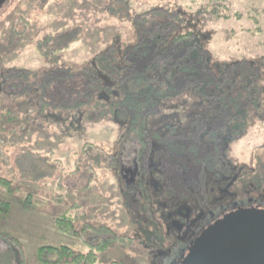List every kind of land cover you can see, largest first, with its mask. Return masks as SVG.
Listing matches in <instances>:
<instances>
[{
  "label": "rangeland",
  "instance_id": "1",
  "mask_svg": "<svg viewBox=\"0 0 264 264\" xmlns=\"http://www.w3.org/2000/svg\"><path fill=\"white\" fill-rule=\"evenodd\" d=\"M155 12L160 15L154 17ZM171 18L181 20L179 31L191 30L199 36L197 62L201 64L207 54L210 65L226 67L223 79L230 73L234 76V84L217 85L216 91L228 105L225 120L236 116L235 126L240 127L227 154L233 163L243 165L249 178L259 179L264 186V0H7L0 8V198L9 208L0 209V233L15 237L22 255L14 251L13 242L7 245L0 237V264H40L37 247L74 242L55 225L61 213L80 215L78 226L81 221L104 224L125 236L104 250L102 264H149L143 249L145 235L142 243L134 240L136 231L129 224L136 217L132 210L123 209L110 167L105 165L119 136L127 147L136 146L124 134V117L115 108L119 109L124 90L131 92L132 99L141 96L123 87L119 79L129 72L130 76L143 72L146 65L140 61L118 69L116 53L138 42L140 23L147 27L153 23L152 34L165 33ZM193 41L191 37L185 45ZM132 50L127 49L126 57ZM96 63L102 78L94 75L92 64ZM70 71L76 83L91 73L93 83H86L90 88L86 99H81L86 94L84 85L76 91L53 88L49 90L53 97L44 90L47 86L41 87L56 74L67 81ZM129 79L133 78L126 77L125 83ZM215 79L211 81L220 84ZM179 80L178 84H186ZM107 82L121 88L111 93ZM173 93L166 90L161 97ZM72 96L84 104L69 109L47 103L61 97L69 105ZM175 96H169L164 105L179 104L185 98ZM230 98L238 108L230 107ZM153 109L151 116L165 115L159 106ZM77 111L86 116L72 119ZM31 153H41L43 162L32 160Z\"/></svg>",
  "mask_w": 264,
  "mask_h": 264
},
{
  "label": "flooded vegetation",
  "instance_id": "2",
  "mask_svg": "<svg viewBox=\"0 0 264 264\" xmlns=\"http://www.w3.org/2000/svg\"><path fill=\"white\" fill-rule=\"evenodd\" d=\"M192 38L195 39L194 36ZM193 43L185 45V42H179L164 51L138 50L134 54L132 50L130 54L133 57H125L128 61L126 66L129 63L130 67L144 61V71L150 63L170 62L175 68V76L168 78L164 85V92L171 90L175 92L173 94L161 97L163 92L155 93L147 98L144 91L148 90L145 89L139 93L141 96L132 99L131 92L124 91L121 105L115 110L124 117V134L128 133V138H133L136 146L134 143V147H127L121 143L119 136L108 153L105 165L110 167L123 209L126 212L132 210L136 217L133 225L129 224L136 231L134 240L140 239L141 242V237L145 235L147 243L143 249L149 264H179L196 236L227 211L251 206L264 208V186L259 179L254 178L253 181L249 178L243 165L233 163L227 154L240 127L235 126L236 116H229V120H225L228 105L216 91L217 85L223 86L231 77L228 74L227 80L223 79L222 73L226 67L210 65L207 54L201 64L197 62L198 58L194 55L195 40ZM135 59L137 61L134 63ZM94 68V73L98 75L100 68L97 63L92 64ZM58 75L49 77L47 85L42 84L43 88L47 86L44 88L47 93L53 88L61 91L77 90L76 82L72 81V86H67L66 79L62 78L61 81ZM71 76L68 74V77ZM99 76L103 77L102 74ZM180 77L186 84H178ZM214 77L220 84L215 85L211 81ZM107 85L111 93L120 87L109 82ZM219 91L222 94V90ZM180 94L185 98L179 104L164 105L169 96L176 95L177 99ZM53 95L49 93V96ZM68 102L69 105L61 97L47 101L48 105L69 109L82 103L73 96ZM230 105L238 108L234 102ZM158 106L165 115L151 116L155 109L153 107ZM146 109L149 112L146 113ZM81 114L84 115L77 111L72 119L76 116L79 118ZM80 119L75 122H80ZM126 155L130 157L126 158ZM244 168H247L246 165ZM245 177L247 182H244ZM144 227L149 231L145 232Z\"/></svg>",
  "mask_w": 264,
  "mask_h": 264
},
{
  "label": "trees",
  "instance_id": "3",
  "mask_svg": "<svg viewBox=\"0 0 264 264\" xmlns=\"http://www.w3.org/2000/svg\"><path fill=\"white\" fill-rule=\"evenodd\" d=\"M168 15L170 14L169 11H167ZM160 15L159 12H155V16L157 17ZM169 17L167 16V19ZM149 19V18H148ZM172 24L171 28L167 30L165 33H161L157 31L155 34H152L151 31L154 27L151 28L153 23H150V25L146 24H141V29L138 26L139 30L141 31V37L138 39V42L135 41L136 43L131 44L129 48H126V51H117L116 57L118 58L119 62H117V68H123L124 70L129 68L130 65L126 66V61L125 59V53H127V49H133V53L135 54L136 51L138 50H145V51H152L154 49H160L161 51L166 50L168 47H172V45L179 43V42H186L191 38L192 36L195 37V50H194V55L196 56L198 53V49L201 48L200 43L197 44V41L200 42L199 36L194 34L191 30H180L179 31V23H181V20H176L171 18ZM147 22V21H146ZM136 23V22H134ZM154 26V25H153ZM63 32H66L64 30ZM62 32V33H63ZM140 33V32H139ZM57 37V36H56ZM46 41L43 40L44 43L47 42V38L45 39ZM145 43V45L139 46L142 43ZM140 43V44H139ZM139 44V45H137ZM42 45V44H41ZM65 47H60V49H63ZM59 48H54L53 50L57 51ZM133 57V54H130L129 57ZM171 57V55H170ZM114 59V56H113ZM170 61V60H169ZM218 66V65H216ZM57 67V66H56ZM73 74L72 71H70ZM86 74V73H84ZM102 74L101 70L98 72V75ZM91 73L88 74L90 77ZM94 75H96L94 73ZM103 75V74H102ZM131 73L129 72L128 75H124L122 78L120 77L121 74H119L117 77H120V83H123V87L128 88V90L132 91H137L140 93L141 91L147 89L148 91L152 93H162L164 89V85L167 82V79L170 77L175 76V68L169 63H150L146 67V71L143 70V72H137L135 76H130ZM231 79L228 80L226 83H233L236 80H233L234 78L232 77V73L229 74ZM86 78H84V81L77 82V87L82 89V85L85 86L86 89V94H84L81 99H86L88 97L87 89L90 90V88L86 87V83H93L85 75ZM102 78V76H100ZM104 77H107L106 75ZM126 77H130L133 79L127 80V83H125ZM93 78V76H91ZM66 81V80H64ZM67 86H72V78L67 77V81L65 82ZM92 85V84H91ZM136 86V87H135ZM43 91V89H42ZM125 91V90H124ZM147 92V91H146ZM230 100V103H233V100ZM229 103V104H230ZM36 158L38 161L43 162V159L41 158V153H31V159L33 160ZM31 172H32V165H31ZM3 180V179H1ZM24 208H26L24 204L21 203ZM2 210H7L9 208V203L6 200H3L0 198V209ZM80 215L77 216H67L65 214H60L56 216L55 218V225L58 228V231L62 234H65L67 236H70L74 238V242H71L70 245L67 244H62V245H52V244H47V245H42L37 247L36 249V259L40 264H102V257L101 254L106 250L112 243L115 242H120L125 236H122V234H118L111 230L109 227H107L104 224H98L94 225L91 224L87 221L82 222L80 226H78V222L81 220L79 217ZM77 222V223H76ZM77 224V225H76ZM88 236V238H87ZM0 237H3L5 241H11L13 244L16 245V253H19V255H22V250L19 241L9 235V233H0ZM77 242V243H76ZM9 245V244H8ZM83 245L87 247V250L81 249V246ZM5 264V263H4Z\"/></svg>",
  "mask_w": 264,
  "mask_h": 264
},
{
  "label": "water",
  "instance_id": "4",
  "mask_svg": "<svg viewBox=\"0 0 264 264\" xmlns=\"http://www.w3.org/2000/svg\"><path fill=\"white\" fill-rule=\"evenodd\" d=\"M179 264H264V208L220 215L196 236Z\"/></svg>",
  "mask_w": 264,
  "mask_h": 264
},
{
  "label": "crops",
  "instance_id": "5",
  "mask_svg": "<svg viewBox=\"0 0 264 264\" xmlns=\"http://www.w3.org/2000/svg\"><path fill=\"white\" fill-rule=\"evenodd\" d=\"M19 204H20V202H19ZM5 243L8 245V243H7V241H5ZM22 262V261H21ZM17 264H19V262L17 261ZM21 264V263H20Z\"/></svg>",
  "mask_w": 264,
  "mask_h": 264
}]
</instances>
